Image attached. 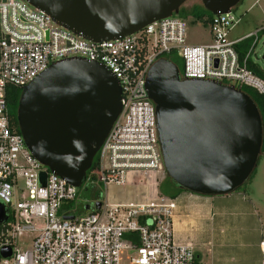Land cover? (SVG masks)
<instances>
[{"label":"built area","instance_id":"built-area-1","mask_svg":"<svg viewBox=\"0 0 264 264\" xmlns=\"http://www.w3.org/2000/svg\"><path fill=\"white\" fill-rule=\"evenodd\" d=\"M241 20L233 8L214 13L206 42L190 41V18L175 13L124 36L95 40L28 0H0V201L7 209L0 222V264H198L194 245L176 238V198L159 190L165 166L147 74L157 59L177 54L182 78L245 84L264 95V77L248 66L250 58H259L253 52L264 26L230 38ZM247 37L253 43L241 57L236 43ZM68 57L105 64L122 87V110L89 174L105 185L136 176L146 183L145 200L105 198L79 210V186L42 163L13 128L9 87L22 88Z\"/></svg>","mask_w":264,"mask_h":264},{"label":"water","instance_id":"water-1","mask_svg":"<svg viewBox=\"0 0 264 264\" xmlns=\"http://www.w3.org/2000/svg\"><path fill=\"white\" fill-rule=\"evenodd\" d=\"M28 1L64 26L103 40L178 13L187 0ZM201 1L219 13L230 11L241 0ZM180 71L176 62L160 57L147 74L166 172L193 192L234 191L252 175L263 152L261 110L241 86L182 78ZM121 110L118 77L103 63L68 57L51 63L22 87L17 119L32 153L80 186ZM6 218V206L0 201V222ZM3 252L9 255L10 247Z\"/></svg>","mask_w":264,"mask_h":264},{"label":"crops","instance_id":"crops-1","mask_svg":"<svg viewBox=\"0 0 264 264\" xmlns=\"http://www.w3.org/2000/svg\"><path fill=\"white\" fill-rule=\"evenodd\" d=\"M124 183L135 185L136 201L146 199L145 181L130 176ZM175 198L176 238L194 245L198 264H264V215L246 190L223 194L182 190Z\"/></svg>","mask_w":264,"mask_h":264},{"label":"rangeland","instance_id":"rangeland-1","mask_svg":"<svg viewBox=\"0 0 264 264\" xmlns=\"http://www.w3.org/2000/svg\"><path fill=\"white\" fill-rule=\"evenodd\" d=\"M195 3H202L201 0H187L180 8L185 6L190 8ZM233 11L242 16V20L230 31V38H236L248 32L254 31L257 28L264 26V0H241ZM190 18V17H189ZM191 20V19H190ZM259 41L255 46L253 58L257 55L259 58L255 62L264 68V30L259 32ZM210 38L209 25H205L202 21L191 22L189 24V40L193 42H203ZM253 37L251 38L253 43ZM180 66L183 67V59L180 57ZM165 172H160L158 181L161 182L166 176ZM138 179V178H137ZM78 200L80 204L85 206H92L99 200L108 198L112 201H129L136 200L135 185L128 183H116L111 181L105 185L96 177L89 174L88 178L84 180L79 186ZM243 189L252 195L257 201L261 213L264 215V151L258 159V163L252 175L246 180Z\"/></svg>","mask_w":264,"mask_h":264},{"label":"trees","instance_id":"trees-1","mask_svg":"<svg viewBox=\"0 0 264 264\" xmlns=\"http://www.w3.org/2000/svg\"><path fill=\"white\" fill-rule=\"evenodd\" d=\"M181 13L178 15L184 18L190 17V23L196 21H202L205 25H209L214 13L207 9L202 3H195L193 6L188 8L184 5L181 9ZM252 45L251 37L244 38L243 40L236 43V48L239 51L241 57H244L250 46ZM171 60L176 62L180 66V56L177 54L169 55ZM248 66L253 69L257 74L264 77V68L259 66L252 58L249 60ZM182 69V67L180 66ZM241 87L248 92L256 101L258 107L261 110V113L264 114V95L259 93L255 88L250 87L248 85L242 84ZM22 92V88L18 86H11L8 89L7 97H8V106L12 120V126L17 131H20L18 119H17V108L20 99V95ZM263 151H264V139H263ZM99 153L96 154L92 166L88 169L87 174L91 172L93 168H95L98 164ZM244 185V184H243ZM243 185L238 189H243ZM159 190L161 193L169 195L171 197H175L182 190H187L181 186L177 182H175L167 173L165 178L159 184Z\"/></svg>","mask_w":264,"mask_h":264},{"label":"flooded vegetation","instance_id":"flooded-vegetation-1","mask_svg":"<svg viewBox=\"0 0 264 264\" xmlns=\"http://www.w3.org/2000/svg\"><path fill=\"white\" fill-rule=\"evenodd\" d=\"M262 117H263V124H264V114L262 113ZM263 135H264V132H263Z\"/></svg>","mask_w":264,"mask_h":264}]
</instances>
